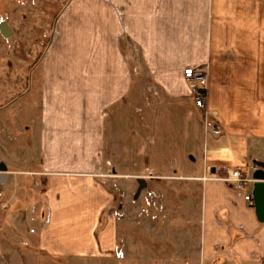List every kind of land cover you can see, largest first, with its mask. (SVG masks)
Returning <instances> with one entry per match:
<instances>
[{"label": "crops", "instance_id": "1", "mask_svg": "<svg viewBox=\"0 0 264 264\" xmlns=\"http://www.w3.org/2000/svg\"><path fill=\"white\" fill-rule=\"evenodd\" d=\"M59 11L43 59L37 136L44 171L53 172L42 195L46 219L28 241L42 256L62 264L118 259L113 231L98 228L105 200L89 174L116 120L110 112L140 89L131 73L134 56L167 107L186 114L188 99L203 131L221 140L225 160L250 163V175L226 171L252 179L253 163L264 165V0H65ZM187 68L207 72L204 110L183 78ZM208 172L225 173L206 163L197 174L176 176L202 184L201 264H263L264 224L243 199L254 182L242 194L229 183L202 182Z\"/></svg>", "mask_w": 264, "mask_h": 264}, {"label": "rangeland", "instance_id": "2", "mask_svg": "<svg viewBox=\"0 0 264 264\" xmlns=\"http://www.w3.org/2000/svg\"><path fill=\"white\" fill-rule=\"evenodd\" d=\"M58 1L62 5L65 0H0V24L11 32L9 37L0 32V165L8 177L0 184V264L61 263L42 256L28 242L37 238L46 219L42 195L48 172H53L44 171L37 136L39 84L57 28ZM131 65L140 89L131 91L125 106L110 112L116 120L106 132L103 153L99 148L87 156H97L98 168L89 175L105 200L98 228L108 224L118 249V259L100 264H201L197 239L202 184L176 176L197 174L206 163L218 172L235 167L250 175V163H228L221 140L216 144L211 132L203 131L200 114L190 110L188 99L187 115L175 114L160 91L147 84L149 76L141 74L137 56ZM220 177L208 172L201 181L225 183Z\"/></svg>", "mask_w": 264, "mask_h": 264}, {"label": "built area", "instance_id": "3", "mask_svg": "<svg viewBox=\"0 0 264 264\" xmlns=\"http://www.w3.org/2000/svg\"><path fill=\"white\" fill-rule=\"evenodd\" d=\"M182 75L185 82L188 84L195 107L204 110L207 92V72L205 70L187 68L183 71ZM204 114V125L205 129H207L211 127V125L208 122L207 113L205 112ZM213 132L215 135H218V131L216 129ZM219 181L232 184L236 191L242 194L244 193L247 185L251 186L254 182L252 179L245 178L240 170H227L224 173V176L219 178ZM243 199L250 206H253L250 194L243 195Z\"/></svg>", "mask_w": 264, "mask_h": 264}, {"label": "water", "instance_id": "4", "mask_svg": "<svg viewBox=\"0 0 264 264\" xmlns=\"http://www.w3.org/2000/svg\"><path fill=\"white\" fill-rule=\"evenodd\" d=\"M0 32L4 37L11 36V32L5 23L0 25ZM192 161L194 160L192 159ZM253 165L254 169L252 172V179L254 184L251 191V197L253 201L254 214L257 221L264 224V165L259 162H254ZM7 178L6 167L0 165V184L5 183ZM142 186L143 183H140V189Z\"/></svg>", "mask_w": 264, "mask_h": 264}]
</instances>
